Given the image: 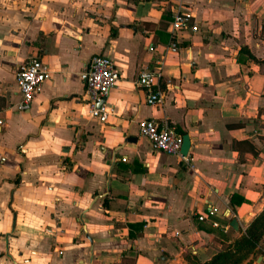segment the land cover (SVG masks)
Wrapping results in <instances>:
<instances>
[{
  "label": "crops",
  "instance_id": "0c3cea01",
  "mask_svg": "<svg viewBox=\"0 0 264 264\" xmlns=\"http://www.w3.org/2000/svg\"><path fill=\"white\" fill-rule=\"evenodd\" d=\"M182 7L199 29L171 51ZM40 54L53 77L15 111V71ZM96 54L120 73L105 122L81 77ZM142 68L162 70L161 103ZM0 118V264L209 261L264 208V0H0ZM144 118L188 153L154 149Z\"/></svg>",
  "mask_w": 264,
  "mask_h": 264
},
{
  "label": "built area",
  "instance_id": "2783aa9c",
  "mask_svg": "<svg viewBox=\"0 0 264 264\" xmlns=\"http://www.w3.org/2000/svg\"><path fill=\"white\" fill-rule=\"evenodd\" d=\"M185 29L195 32L199 29V25L195 21L193 12L182 7L175 11L171 21L172 42L169 46L171 51L178 50L177 38ZM161 75L160 68H142L139 71L137 83L148 90L146 95L148 104L161 103L164 99V92L160 88L153 89L155 80ZM52 77L50 65L40 55H34L21 63L15 71L16 83L21 94V100L16 105L17 109L20 111L30 109L36 95L42 91L45 83ZM81 77L90 105V115L101 121H107L112 109L105 102L100 105L98 103L103 97H107L120 78L114 60L104 54L93 55L83 69ZM2 124L3 119L0 118V125ZM139 130L151 141L154 149L184 157L181 153L183 135L174 126L160 123L153 118H144L139 121ZM203 218L204 216H201V219ZM214 224L219 226L218 222Z\"/></svg>",
  "mask_w": 264,
  "mask_h": 264
},
{
  "label": "trees",
  "instance_id": "16d2710c",
  "mask_svg": "<svg viewBox=\"0 0 264 264\" xmlns=\"http://www.w3.org/2000/svg\"><path fill=\"white\" fill-rule=\"evenodd\" d=\"M264 230V208L263 210L250 222L247 229L241 237L228 247L224 248L215 254L209 261L201 262L195 257L190 264H240L242 251H246L245 247L252 248L255 243H258L263 236ZM264 242V240H263Z\"/></svg>",
  "mask_w": 264,
  "mask_h": 264
},
{
  "label": "rangeland",
  "instance_id": "374dc122",
  "mask_svg": "<svg viewBox=\"0 0 264 264\" xmlns=\"http://www.w3.org/2000/svg\"><path fill=\"white\" fill-rule=\"evenodd\" d=\"M41 55V57H43V55L42 54H40ZM13 109H15V111H20V110H18L17 109V107L16 106H14V108ZM20 147V146H19ZM19 149V150H18ZM17 150L20 152L21 151V148H18ZM21 153V152H20ZM256 217V216H255ZM254 217V218H255ZM262 233H263V236L261 237V240L258 242V243H255L254 244V246H252V248L250 247V248H247V247H245V249H246V251L244 250V251H242L241 252V256H244V257H242L241 258V262H240V264H243L246 260H247V258H249V257H251V256H256V254H257V249H258V247L259 246H262V247H264V242H263V240H264V230L262 231ZM241 239H243L244 237H240ZM4 252V251H3ZM3 252L1 253V254H3ZM5 254V253H4Z\"/></svg>",
  "mask_w": 264,
  "mask_h": 264
},
{
  "label": "water",
  "instance_id": "95a60500",
  "mask_svg": "<svg viewBox=\"0 0 264 264\" xmlns=\"http://www.w3.org/2000/svg\"><path fill=\"white\" fill-rule=\"evenodd\" d=\"M106 99V97H103L102 100L98 103V105H100L102 102H104ZM190 144H191V141H190V136L185 133L183 135V141H182V145H181V153L186 155L188 153V150L190 148ZM231 224L234 226V227H238V223H237V220L234 218L231 222Z\"/></svg>",
  "mask_w": 264,
  "mask_h": 264
}]
</instances>
